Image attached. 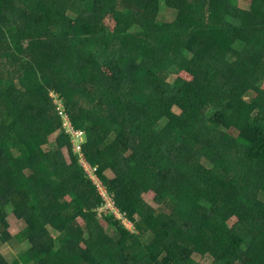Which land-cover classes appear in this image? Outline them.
<instances>
[{
    "label": "trees",
    "instance_id": "trees-1",
    "mask_svg": "<svg viewBox=\"0 0 264 264\" xmlns=\"http://www.w3.org/2000/svg\"><path fill=\"white\" fill-rule=\"evenodd\" d=\"M244 1L0 0V241L27 246L0 264H264V0Z\"/></svg>",
    "mask_w": 264,
    "mask_h": 264
},
{
    "label": "rangeland",
    "instance_id": "rangeland-1",
    "mask_svg": "<svg viewBox=\"0 0 264 264\" xmlns=\"http://www.w3.org/2000/svg\"><path fill=\"white\" fill-rule=\"evenodd\" d=\"M240 5H241V7H243V8H246V9H248L249 7H250V5L246 2V1H244V0H240ZM162 10V11H161ZM161 13H160V17H161V20L162 19H164V20H173L175 17H173L174 16V14L173 13H171V10L172 9H168V7L163 3H161ZM238 43H240V42H238ZM240 48H242V44L240 45ZM175 75H173V76H171V78H170V80L171 81H173L174 79H175ZM55 96H56V94H55ZM175 111H177V112H180V110L176 107L175 108ZM67 126V127H69L68 128V131H70V128H71V123L69 122V120L67 119L65 122H64V126ZM62 131L61 130H59V131H57V132H55L52 136H51V138H50V140H51V144H53L55 141H56V139H57V137H58V135H60V133H61ZM83 141V136H82V134H80L79 135V137H75L74 135H73V142H75V145H77V148H78V150H80V144H81V142ZM50 144V145H51ZM47 147H50V146H46V148ZM65 153H66V155L68 156V152H67V150H65ZM81 159H82V162H84V160H83V155L81 154ZM204 163L207 165V166H212V164L208 161V160H204ZM87 167L90 169V167H89V165H87ZM93 174V176H95V174L94 173H92ZM106 174L109 176V177H114V173L111 171V170H108L107 172H106ZM96 179H98L97 177H96ZM101 188L104 190V188H103V185H102V183H101ZM145 197H146V199L149 201V202H151V203H154V200H153V193H151V192H149V193H147V194H145ZM105 208H110L109 207V205H105L102 209H105ZM104 212V211H103ZM8 221H9V230H10V232L13 234V235H15V234H17L18 232H20L21 230H23L25 227H26V223H25V221L23 220V219H19V218H17L16 217V215H14V213H13V210H12V208L11 207H9L8 208ZM117 215H120V216H123L121 213H117ZM234 221H232V223H233ZM125 224L129 227V228H131L133 231L135 230L134 229V226H133V224L130 222V221H128V220H126V222H125ZM107 231L109 232V233H113V228L112 227H110V226H107ZM54 232V231H53ZM55 234H56V232H54ZM26 248H27V246L26 245H23V246H20V245H18V246H16V247H13V246H11V245H9L8 243H5V242H2V241H0V252L6 257V259L9 261V262H13L14 260H16L17 259V257L20 255V253H22L24 250H26ZM195 259L196 260H202L203 258H202V256L201 255H199V254H195Z\"/></svg>",
    "mask_w": 264,
    "mask_h": 264
},
{
    "label": "built area",
    "instance_id": "built-area-1",
    "mask_svg": "<svg viewBox=\"0 0 264 264\" xmlns=\"http://www.w3.org/2000/svg\"><path fill=\"white\" fill-rule=\"evenodd\" d=\"M65 119H66V120H67V119L69 120V118L66 117V116H65ZM66 120H65V121H66ZM69 122H70V120H69ZM70 123H71V122H70ZM65 127H66V130L68 131V128H69V127H67L66 125H65ZM68 132H70V133H71L72 135H74L75 137H79L80 134H82V136H83V131H82V130H76V129H74L72 123H71L70 131H68ZM74 145H75V142H74ZM80 145H81V144H80ZM75 147H76V149L78 150L77 145H75ZM79 151H81V146H80V150H79ZM82 155H83V154H82ZM85 164H86V166L88 165L87 163H85ZM89 167H90V166H89ZM87 168H88V167H87ZM88 171L90 172L91 177L93 178V180L95 181V183L99 186L100 192H101V194L103 195V197H104V199H105V204L100 208V210H101V211H104V212L109 211V210H113V211H115L116 214L119 213V212H118V209H116V207H115V205H114V202H113L112 198L109 196V194H108L107 190L105 189V187L103 186L104 190L101 188V181L99 180V178H98L96 175L93 176V174H92V173H94L93 168H92V167H90V169L88 168ZM96 177H97L98 179H96ZM105 205H109L110 208L102 209ZM118 217H121V216L118 215ZM126 220H127V219L124 218V223L126 222Z\"/></svg>",
    "mask_w": 264,
    "mask_h": 264
},
{
    "label": "crops",
    "instance_id": "crops-1",
    "mask_svg": "<svg viewBox=\"0 0 264 264\" xmlns=\"http://www.w3.org/2000/svg\"><path fill=\"white\" fill-rule=\"evenodd\" d=\"M240 1V0H239ZM176 15H174L173 17H175Z\"/></svg>",
    "mask_w": 264,
    "mask_h": 264
}]
</instances>
